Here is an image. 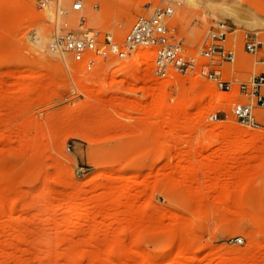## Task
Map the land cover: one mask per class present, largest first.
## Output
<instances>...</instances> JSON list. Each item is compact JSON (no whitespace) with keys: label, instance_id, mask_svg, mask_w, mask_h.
Returning <instances> with one entry per match:
<instances>
[{"label":"rangeland","instance_id":"obj_1","mask_svg":"<svg viewBox=\"0 0 264 264\" xmlns=\"http://www.w3.org/2000/svg\"><path fill=\"white\" fill-rule=\"evenodd\" d=\"M83 1L119 39L168 5L189 52L218 22L264 38V0H224L237 21L179 0ZM54 21L51 5L0 0V264H264V113L260 128L210 121L215 82L154 80L142 50L84 73L48 51Z\"/></svg>","mask_w":264,"mask_h":264},{"label":"built area","instance_id":"obj_2","mask_svg":"<svg viewBox=\"0 0 264 264\" xmlns=\"http://www.w3.org/2000/svg\"><path fill=\"white\" fill-rule=\"evenodd\" d=\"M34 2L39 10L53 7L55 21L48 51L55 56L68 55L84 73L106 70L113 62L126 61L142 50L150 58V77L154 80L194 76L215 82L217 92L224 94L220 102L228 109L209 114L210 121L232 118L246 128L262 127L259 115L264 113V38L258 32L237 36L232 26L218 22L207 30L202 46L189 52L171 25V5L137 16L119 39L114 32L91 25L83 0ZM91 10L100 9L96 5ZM139 62L142 72L144 60L140 58ZM235 240L243 242L242 238Z\"/></svg>","mask_w":264,"mask_h":264},{"label":"bare ground","instance_id":"obj_3","mask_svg":"<svg viewBox=\"0 0 264 264\" xmlns=\"http://www.w3.org/2000/svg\"><path fill=\"white\" fill-rule=\"evenodd\" d=\"M179 1L183 2V4L186 5V7L187 6L190 7V8L203 7L204 9H206V10H208L210 12L216 11V12H220V13L226 14L229 17H231L234 21L239 20L240 15L243 12L241 7L238 6V8H237V7L234 6V5H237V4L235 2H233V1H230V2L229 1H224V0H219V1H213V0H200V1H197V0H179ZM110 2H112V0ZM232 4H233V6H232ZM48 8H49V6L46 9H48ZM177 18H179V17H177ZM176 20L178 21L179 19H176ZM34 38H37L36 34L34 35ZM39 42H41L40 46L38 45L39 49L43 50L45 44L47 42H49V38L48 37L47 38L46 37H40ZM147 58H149V57H147ZM131 66L132 65H130V66L128 65L127 67L126 66L125 67H120L118 70L115 71V74H118V73L122 72L126 68L129 69V71H130ZM175 77L176 76H174L173 79ZM197 78H199V77H197ZM199 79L202 80L201 78H199ZM115 86H116L115 83L105 82L103 84L102 88L98 91V93H104L105 91H107L108 87L114 88ZM160 92H161V90H160ZM193 96H194V90L192 88H191V91H188V92L186 91V93L184 94V97H185L186 101H193ZM222 97H224V94H221V95L219 94V96L216 97V98L221 99ZM189 107L190 106L186 102V103L179 104L178 106H172L170 108V111L172 112V111H175V110H187ZM227 109L228 108H226V107L223 108V110H227ZM259 138H260V136H254L253 137V142L258 141Z\"/></svg>","mask_w":264,"mask_h":264}]
</instances>
